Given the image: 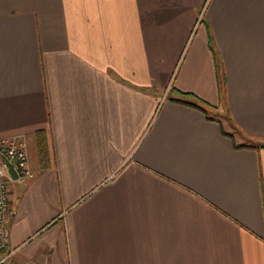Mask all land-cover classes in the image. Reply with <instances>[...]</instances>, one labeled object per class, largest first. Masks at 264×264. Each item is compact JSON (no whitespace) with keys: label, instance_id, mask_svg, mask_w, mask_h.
Here are the masks:
<instances>
[{"label":"crops","instance_id":"crops-1","mask_svg":"<svg viewBox=\"0 0 264 264\" xmlns=\"http://www.w3.org/2000/svg\"><path fill=\"white\" fill-rule=\"evenodd\" d=\"M0 137L5 264H264V0H0Z\"/></svg>","mask_w":264,"mask_h":264},{"label":"built area","instance_id":"built-area-1","mask_svg":"<svg viewBox=\"0 0 264 264\" xmlns=\"http://www.w3.org/2000/svg\"><path fill=\"white\" fill-rule=\"evenodd\" d=\"M6 156L18 171V177L13 178ZM34 175L28 153L23 143H18L13 137H0V264H5L10 253L5 252L8 240V226L13 214L10 199L11 185L15 180L25 181Z\"/></svg>","mask_w":264,"mask_h":264},{"label":"trees","instance_id":"trees-1","mask_svg":"<svg viewBox=\"0 0 264 264\" xmlns=\"http://www.w3.org/2000/svg\"><path fill=\"white\" fill-rule=\"evenodd\" d=\"M175 100L183 101V102L188 103V104H195L194 102H192V100L189 96V93L181 92V96L178 98H175ZM39 153H40V158H41L42 162H44L47 159V156H46L45 144H44L43 140H40V142H39Z\"/></svg>","mask_w":264,"mask_h":264},{"label":"water","instance_id":"water-1","mask_svg":"<svg viewBox=\"0 0 264 264\" xmlns=\"http://www.w3.org/2000/svg\"><path fill=\"white\" fill-rule=\"evenodd\" d=\"M7 164H8V167H9V171L12 175L13 178H17L18 177V171L16 170V168L14 167V165L12 164V162L6 157L4 156Z\"/></svg>","mask_w":264,"mask_h":264}]
</instances>
